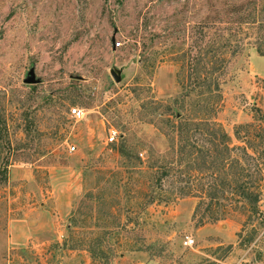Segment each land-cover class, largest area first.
<instances>
[{
  "label": "rangeland",
  "instance_id": "1",
  "mask_svg": "<svg viewBox=\"0 0 264 264\" xmlns=\"http://www.w3.org/2000/svg\"><path fill=\"white\" fill-rule=\"evenodd\" d=\"M258 47L264 0H0V264H264ZM178 113L220 123L238 158L229 178L241 173L197 216L215 152L194 160L195 194L158 199L179 186L178 139L159 130ZM190 142L215 150L200 132ZM249 173L257 211L235 187ZM208 206L225 218L207 220Z\"/></svg>",
  "mask_w": 264,
  "mask_h": 264
},
{
  "label": "trees",
  "instance_id": "2",
  "mask_svg": "<svg viewBox=\"0 0 264 264\" xmlns=\"http://www.w3.org/2000/svg\"><path fill=\"white\" fill-rule=\"evenodd\" d=\"M249 27V26H247ZM233 43V42H232ZM236 44V43H233ZM228 49L231 51V54H233L234 52L237 51V47L232 46L231 42L226 43ZM258 51L264 55V49L261 47L257 48ZM211 51H214V54L216 55V57L219 56V51L214 48ZM202 61V59L200 58L199 63ZM216 70V68H215ZM206 84V79L203 80H199V84L196 86L202 87L201 85ZM209 87V84H208ZM209 91V88H207ZM200 91H204V90H200ZM176 117H178V122H175L171 117L168 118V121L171 122V128L170 130H166V128H159L160 131H162L166 136H169V138L173 141L176 140L175 138L178 139V155H180L181 153L183 154L181 156V158H179V160L177 161V159L175 160V162L177 161V163H179V169L176 167V174H177V178H176V184H178L179 186H176V189L171 190V192H167L164 191V193L160 194V196H158L159 201L162 202H169L171 201V199H173V196H186V195H193L195 194L194 191H192V184L194 183V179L192 178V172L193 169L195 168V166L193 165L194 160L199 159L201 160V163H207V161L209 160V154L212 155L214 152L215 154H213V157L215 159H211V162H215V160L217 158H219V163L220 166L218 168V173H213L216 175L214 177V180L212 182V184H210V188L206 189V194L202 195L203 199H201V204L199 203V205H197L196 209H195V216H197V214L200 211V208L202 206V204H205V200L204 198H210L211 200L216 199L218 200L221 196L219 194V189L220 187H218L219 183L221 184L222 182H229L232 183V181L234 182H238L241 181V173L240 175L236 174V175H232L229 178V172L228 170H226V167L229 166L230 164H233L235 162V160H238V158L232 157V151L234 150L232 145V139H231V135L224 129V127L218 123L215 122L213 120H208V119H200V120H193L190 117L186 118L184 117L183 114L178 113V115H176ZM240 127L236 128V134H237V138H240ZM197 132H200L202 134H205L207 136V138L211 139V143L214 145L215 150L211 148H207L204 145H201L200 147H192V143L190 142V140L193 139V137H195V134ZM174 145V144H172ZM236 148V146L234 147ZM239 148V147H238ZM195 150L197 152L201 153V157H194V153ZM201 163H199V167L201 169ZM174 159L173 161L170 163V165L165 164L162 172L163 176H168L171 173V170L174 168ZM207 165V164H204ZM212 167V166H211ZM210 168V166H209ZM241 171H245L247 170V166H245V164L241 167ZM204 169V168H203ZM225 171V172H224ZM180 172V173H179ZM250 178L247 180H242V182H240L239 186H235L236 189L240 188L239 191V195H240V200L242 203H240V208L241 209H247L249 211H257L258 210V206H259V201H260V190L258 188H255V182L252 179V176L249 173ZM206 199V200H208ZM153 200V198L151 199ZM212 204V203H211ZM214 207V206H213ZM207 210L210 211L211 214H209L207 216V220H218L220 218H225L226 214H227V208H223V209H214V208H207ZM206 212H204L201 215V220L202 222H204V217H206Z\"/></svg>",
  "mask_w": 264,
  "mask_h": 264
},
{
  "label": "built area",
  "instance_id": "3",
  "mask_svg": "<svg viewBox=\"0 0 264 264\" xmlns=\"http://www.w3.org/2000/svg\"><path fill=\"white\" fill-rule=\"evenodd\" d=\"M119 45V43H117ZM71 115L74 116L76 119L80 120L83 119L85 116V111L79 107H74L71 109ZM118 130L116 128H111L109 131V141H115L118 137ZM70 150H75V146H71ZM184 243L188 246H192L194 244V239L191 238L189 235L185 237Z\"/></svg>",
  "mask_w": 264,
  "mask_h": 264
},
{
  "label": "water",
  "instance_id": "4",
  "mask_svg": "<svg viewBox=\"0 0 264 264\" xmlns=\"http://www.w3.org/2000/svg\"><path fill=\"white\" fill-rule=\"evenodd\" d=\"M26 81L29 82V83H34V82H36L35 74H34V71H33V70H31V72H30V76L27 78Z\"/></svg>",
  "mask_w": 264,
  "mask_h": 264
}]
</instances>
